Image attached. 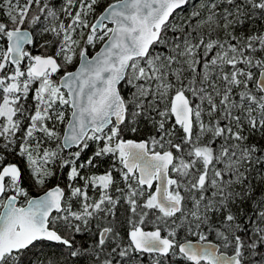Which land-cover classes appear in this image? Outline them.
I'll list each match as a JSON object with an SVG mask.
<instances>
[{"label":"snow or ice","instance_id":"obj_1","mask_svg":"<svg viewBox=\"0 0 264 264\" xmlns=\"http://www.w3.org/2000/svg\"><path fill=\"white\" fill-rule=\"evenodd\" d=\"M57 2L0 0V264H264V0Z\"/></svg>","mask_w":264,"mask_h":264},{"label":"trees","instance_id":"obj_2","mask_svg":"<svg viewBox=\"0 0 264 264\" xmlns=\"http://www.w3.org/2000/svg\"><path fill=\"white\" fill-rule=\"evenodd\" d=\"M59 2H61V0H58L57 2V7H59ZM114 2V0H100V4L98 5L97 7V11H96V15H99L102 11H103V8L108 4V3H112ZM197 2V0H193V4H195ZM191 11V7H187L183 12L180 13L181 16H184V15H187L189 12ZM0 15H3L2 11H0ZM111 26V25H109ZM254 28H262L264 29V22L260 21V20H257L256 24L253 25ZM173 34L172 32L170 31L169 32V36L171 37ZM103 42L101 43H97L95 45V48H92V47H89V54L92 55L95 51H97L99 49V47L102 45ZM159 50V49H157ZM34 54H35V50H34ZM79 62V59H75L73 61V64L72 65H69L67 66L66 70L67 71H71L73 70L77 64ZM26 61L24 62V64L22 65H26ZM64 69L61 70V72L57 73L54 78H59L62 74H64ZM255 71V70H254ZM120 90L122 92L123 95L125 96H130L131 95V92L133 91V89L127 85L126 83H122L121 86H120ZM143 130V131H142ZM62 132V131H61ZM149 135L148 132H146L144 130V127L142 126L141 128V132L140 133H137V134H132V133H125V138H147V136ZM90 144V147L88 150L85 151V153L82 154V159H86L88 156H91L92 152L95 150L96 148V145L94 142H89ZM71 151H76V149H73ZM67 154V153H65ZM111 158L110 157H105L103 162H98L99 166L97 168H94V169H88L86 170L87 171V174H93L95 173L96 175H100V174H103L107 169L110 168V166L112 165L113 162L110 161ZM66 172L67 170H65V172L62 174L61 177H58V178H54L52 179L51 181H49L48 185L46 186L47 187H50V186H53V185H56L57 183H60L61 185H64L65 183V180H64V176H66ZM83 182H79V184H82ZM44 188V189H46ZM44 189L42 190H36L35 188H29V195L32 196V195H36V194H39L41 193ZM21 203H23V199L21 198ZM118 218L120 219L121 222H124L125 219H126V216H125V212H124V209L121 208L118 212ZM103 224V221L101 220H96V221H93L92 225H91V229H92V233L95 234L98 229L96 228V224ZM125 227H126V224H125ZM147 229H152L153 228V225L151 223H149L148 225H146ZM123 231L124 229L122 228L121 229V234L123 235ZM166 235V233H163ZM81 235V234H80ZM185 237V233L184 232H180L179 235H178V239H181L183 240ZM77 241H81V240H84V241H91L92 239H94V235H91V237H89V235L87 236H79L77 235ZM190 239H195V237H189ZM209 239L210 240H213L214 239V236H209ZM40 248L37 249L36 251H33L35 253H37V255L39 256V259L42 260V261H45V264H46V257L44 254L46 253H51V252H58L59 249H57V247L55 246H46L43 248V253L40 252ZM35 250V249H33ZM29 257L32 258V259H36V257H33L32 254L30 253L29 254ZM101 259H103V256H101ZM144 264H151V258L148 257V256H145L144 258ZM172 264H184V261L182 260H179V259H176L174 258L172 260Z\"/></svg>","mask_w":264,"mask_h":264},{"label":"flooded vegetation","instance_id":"obj_3","mask_svg":"<svg viewBox=\"0 0 264 264\" xmlns=\"http://www.w3.org/2000/svg\"><path fill=\"white\" fill-rule=\"evenodd\" d=\"M121 86V85H120ZM126 139H135V140H141V139H146V138H126ZM73 149H75V148H73ZM73 149H71V150H73ZM54 186V185H53ZM62 187L64 186V185H61ZM122 186V185H121ZM50 187H52V186H50ZM50 187H47L46 189H44L41 193H43L44 191H46L48 188H50ZM88 192H90L89 193V195L91 196V197H93V198H98V192H96V191H94V190H92V189H89L88 190ZM41 193H39V194H41ZM39 194H36V195H32V196H37V195H39ZM112 194L113 195H118L116 192H115V190L113 189V192H112ZM31 196V197H32ZM79 205L78 204H75L74 203V208H77ZM82 236H88L89 234L88 233H83V234H81ZM81 235H79V236H81ZM89 237H91L90 235H89ZM38 247H41L39 244L37 245ZM51 246H55V247H57V249H59V246H56V245H51Z\"/></svg>","mask_w":264,"mask_h":264},{"label":"rangeland","instance_id":"obj_4","mask_svg":"<svg viewBox=\"0 0 264 264\" xmlns=\"http://www.w3.org/2000/svg\"><path fill=\"white\" fill-rule=\"evenodd\" d=\"M21 67L22 68H24L25 67V65H21ZM53 79L54 80H56V81H59V78H54L53 77ZM35 87V85H33V88ZM25 104H26V107H28V108H31L32 107V105L34 104V101L32 100V93H30L29 94V97H28V100L25 102ZM63 128H64V125H58V129L60 130V131H63ZM54 146V145H53ZM111 158V157H110ZM111 162H113V159L111 158V160H110ZM36 190H42V189H38V188H35ZM90 193V192H89ZM91 194V193H90ZM37 249H39V247L37 246L36 247V249L35 250H33V251H36Z\"/></svg>","mask_w":264,"mask_h":264},{"label":"water","instance_id":"obj_5","mask_svg":"<svg viewBox=\"0 0 264 264\" xmlns=\"http://www.w3.org/2000/svg\"><path fill=\"white\" fill-rule=\"evenodd\" d=\"M107 23V22H106ZM111 25V24H110ZM112 26V25H111ZM104 45H103V43H102V45L99 47V49L97 50V51H99L100 50V48L101 47H103ZM97 51H95L92 55H95V53L97 52ZM90 55V54H89ZM92 55H90V56H92ZM79 67V62H78V64H77V66L73 69V70H71V71H75L77 68ZM64 75V74H63ZM63 75H61V77L63 76ZM60 77V78H61ZM60 78H59V80H60ZM120 87V86H119ZM73 149V148H72ZM55 186V185H54ZM54 186H52V187H54ZM51 188V187H50ZM44 194V192L43 193H41V194H39V195H37V196H32L33 198H38L39 196H41V195H43ZM0 211H2V209L0 210ZM145 230H152V229H146L145 228ZM163 234V233H162ZM193 240H195V239H193Z\"/></svg>","mask_w":264,"mask_h":264},{"label":"bare ground","instance_id":"obj_6","mask_svg":"<svg viewBox=\"0 0 264 264\" xmlns=\"http://www.w3.org/2000/svg\"><path fill=\"white\" fill-rule=\"evenodd\" d=\"M143 131V130H142Z\"/></svg>","mask_w":264,"mask_h":264}]
</instances>
